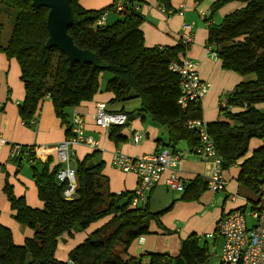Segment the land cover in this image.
I'll return each mask as SVG.
<instances>
[{"label":"trees","instance_id":"obj_1","mask_svg":"<svg viewBox=\"0 0 264 264\" xmlns=\"http://www.w3.org/2000/svg\"><path fill=\"white\" fill-rule=\"evenodd\" d=\"M0 1L14 12L10 36L0 51L18 64L24 90L18 111L25 125L37 116L40 103L47 97L68 134L69 109L90 101L101 91L103 82L102 89L113 95L111 103L139 100L140 107L126 117L146 116L165 127L172 147L181 140L191 147L198 145L197 132L189 130L186 123L202 118L200 100H188L183 107L178 104L180 76L171 69L173 63L182 61L186 48L182 43L144 46L142 16L137 11L142 0H113L100 10H86L78 0H71L73 22L68 34L78 48L98 56L102 63L99 67L70 64L58 48L46 47V8H33L30 0ZM119 1L121 11L115 8ZM157 2L170 8V0ZM231 2L242 6L208 25L206 48L216 55L223 70L254 75V79L221 96L220 102H226L224 107L219 106L222 119L206 123V131L223 171L237 165L238 183L260 193L264 186V144L250 156L246 154L250 140L264 139V0H215L210 15ZM109 12L121 15L110 24H97L100 16ZM123 127L108 128V137L115 144L125 140ZM30 167L42 207L28 206L5 182L3 192L12 218L32 230L33 235L16 245L10 229L0 225V264H207V247L200 246L201 236L195 234L180 241L179 252L173 257L150 252L143 257L129 254L132 241L150 233L151 221H156L163 233L168 232L159 222L165 210L154 212L146 204L132 206L134 192H111L98 151L76 161L77 188L71 199L63 195L65 184L57 181L59 165L52 159L33 161ZM206 188V181L196 179L184 184L181 198L195 200ZM106 218L68 253V262L56 258L60 241Z\"/></svg>","mask_w":264,"mask_h":264},{"label":"crops","instance_id":"obj_2","mask_svg":"<svg viewBox=\"0 0 264 264\" xmlns=\"http://www.w3.org/2000/svg\"><path fill=\"white\" fill-rule=\"evenodd\" d=\"M214 1L203 0L198 3L194 0H170V8L165 9L158 4L157 0H142L137 6V11L142 16L140 29L146 48L181 43V37L185 33L184 26H191L192 42L186 47L182 58L191 59L197 66L201 80L209 85L208 94L200 100L201 120L204 123L221 120L222 117L219 114L221 96L241 83L252 80L249 79L252 75L240 76L223 70L219 61L213 60L206 48L208 25L216 23L215 18L219 20L242 6V4L231 2L211 16L210 7ZM78 3L86 10H100L111 5L113 0H78ZM119 15H121L119 12H109L106 22L108 23L110 17L119 18ZM19 73L17 62L14 59H8L0 51V131L4 140V144H0V225L10 229L16 245H22L26 238L32 237L33 232L27 227L20 226L12 218V211L3 192L5 182L12 186L16 197L24 198L28 206L41 208L42 202L38 199L37 189L31 176L30 165L33 162L29 163L22 157L13 160L12 147L13 145L52 147L70 135L66 133L65 126L56 117L51 101L47 97L39 105L35 117L36 125L31 127L22 123L18 105L24 99V90ZM102 84L103 82H101V91L96 93L90 101L82 102L69 109L70 125L73 116L80 115L84 121L85 136L98 143L96 147L75 145L72 167L75 168L76 161L82 160L87 154L98 151L99 159L104 162L103 173L108 177L110 191L116 194L134 192L138 186V176L135 173H125L115 169L111 164L113 154L120 152L130 157H141L167 149L180 157V162L175 168V175L183 184L196 179L207 181L213 169L211 161L196 156L193 153L194 147L185 140L178 141L175 147H172L167 129L148 117L145 116L143 119L134 115L132 118L126 117V114L140 107L139 100L111 103L113 95L104 91ZM100 103L105 104L107 113L125 115L126 121L121 130V135L125 139L123 142L115 144L108 137V129L96 125L94 117L97 105ZM134 132L142 135L138 143L132 141ZM263 144L264 139L250 140L246 157ZM24 164L28 167L26 171L22 168ZM53 164H56L55 159ZM169 173H164L161 179L145 192L144 200L139 203V205L146 204L154 212L165 210L160 215L159 222L168 232L163 233L156 221H151L150 233L136 238L128 247L129 254L134 257H143L149 252L176 256L180 241L191 234L196 236L211 234L209 239L221 238L215 231L216 226L219 220L229 212L235 209L245 211L252 208L264 209V193L261 189L260 193H254L238 183L237 165L223 171L226 179L225 191L213 192L207 187L195 200L182 199L183 191L170 190L167 187L165 179ZM233 196L236 197L232 199ZM106 220L107 218L93 223L85 231L77 232L72 237H66L64 241H60L55 253L56 258L68 262V253ZM147 260L145 257L144 261ZM217 264H219V255Z\"/></svg>","mask_w":264,"mask_h":264},{"label":"built area","instance_id":"obj_3","mask_svg":"<svg viewBox=\"0 0 264 264\" xmlns=\"http://www.w3.org/2000/svg\"><path fill=\"white\" fill-rule=\"evenodd\" d=\"M117 11L122 10L121 2L115 5ZM170 13V12H168ZM106 13H103L97 21L102 25L106 21ZM185 33L181 37V43L185 48L192 42L191 26H184ZM213 60H217L215 54H210ZM172 71L180 76L181 96L178 104L185 106L188 100H201L209 92L208 83L201 80L197 72L196 64L188 58H183L180 63L171 65ZM226 105L225 100L220 102V107ZM97 126L108 129L111 125H123L126 117L123 114H110L105 110V104L97 105L95 113ZM24 125L25 123L22 122ZM36 125V118L31 119L28 124ZM187 128L197 132L198 145L193 148V153L203 160L211 161L213 169L207 179V187L213 192L226 190V179L221 167V159L217 156L215 146L206 131V123L201 119L188 120ZM69 136L52 147L30 146L21 148V145H13L11 158L13 160L22 157L29 163L36 160L52 159L59 165L56 179L65 184L63 195L66 199L73 198L77 188V177L75 168L71 166L74 156V146L77 144L96 147L97 142L84 134V121L78 114L74 115L69 128ZM142 139L139 132L132 135L133 143ZM0 144L4 140L0 131ZM180 162V157L171 151L164 149L151 155L141 157H130L120 152H115L111 159L112 166L125 173H135L139 182L131 205L137 206L144 200L147 190L153 187L166 172H170L165 179V184L170 190L183 191L184 184L176 177L175 168ZM264 193V186L261 187ZM236 196H233L234 199ZM250 220L251 225H248ZM216 233L222 238L223 243L219 254V264H264V209H251L248 211L235 209L223 216L216 226ZM207 234L206 238L211 237Z\"/></svg>","mask_w":264,"mask_h":264},{"label":"water","instance_id":"obj_4","mask_svg":"<svg viewBox=\"0 0 264 264\" xmlns=\"http://www.w3.org/2000/svg\"><path fill=\"white\" fill-rule=\"evenodd\" d=\"M33 8L47 9L46 30L47 48H58L72 63L101 66V60L91 51L78 48L72 41L68 30L72 25L71 0H30Z\"/></svg>","mask_w":264,"mask_h":264},{"label":"rangeland","instance_id":"obj_5","mask_svg":"<svg viewBox=\"0 0 264 264\" xmlns=\"http://www.w3.org/2000/svg\"><path fill=\"white\" fill-rule=\"evenodd\" d=\"M241 4L240 2H234V4ZM237 6V5H235ZM220 14V13H219ZM221 15V14H220ZM218 18L220 16H217ZM118 19V18H117ZM116 20L115 17H110L108 20V24L114 22ZM215 20L217 22L220 21V19L218 20L217 18H215ZM216 22V23H217ZM13 23H14V12L9 9L8 7H6L1 1H0V46L4 47V45L6 44L12 27H13ZM252 76H249V79H254ZM23 170H28V167L26 166V164H24L22 166ZM261 198V197H260ZM263 200V198H261ZM248 225H251L250 220H248ZM213 233V232H212ZM199 243L201 247H204L206 245L207 247V252L209 255V259L207 264H217L218 262V255L220 254V250L222 247V240L221 238H217V239H209L206 238L204 234L201 235L200 239H199ZM70 263V262H69Z\"/></svg>","mask_w":264,"mask_h":264}]
</instances>
